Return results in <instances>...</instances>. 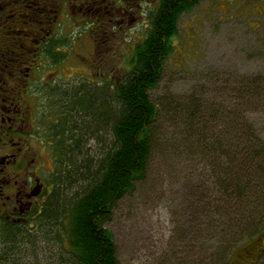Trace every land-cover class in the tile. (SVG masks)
I'll return each instance as SVG.
<instances>
[{
    "label": "trees",
    "instance_id": "obj_1",
    "mask_svg": "<svg viewBox=\"0 0 264 264\" xmlns=\"http://www.w3.org/2000/svg\"><path fill=\"white\" fill-rule=\"evenodd\" d=\"M189 9V5L176 6L172 1L152 19L144 39L133 49L129 70L120 81L107 86L111 91L101 89L104 90L103 113H99L100 88L79 90L80 97L71 100L83 113L81 118H88L81 123L84 131L97 137L109 127L111 141L93 162L88 161L75 172L76 177L68 184L73 191L61 200L58 186L68 177H57L58 186L37 227L11 229L5 253L0 254V264L10 258L17 262L27 251L41 252L42 246L51 242L58 243L55 264H119L113 237L103 223L109 219L112 206L145 177L157 141V131L152 127L158 110L150 91L156 88L164 60L171 54L177 18ZM231 92L244 100L239 105L240 110L241 106L250 102L257 104L259 100L264 105L258 78L243 77ZM84 105L86 108H82ZM70 110L77 108L71 105ZM207 111L213 112V109L209 107ZM222 111L217 110L216 120L212 116L205 117L200 103L191 100L182 111L174 109L175 118L180 119L182 113L185 117L183 130L168 134L165 130L161 139L165 157L185 150L189 153L188 159L201 157L207 165L195 173L197 180L192 185L199 186L201 194L196 206L190 201L187 203L185 237L180 252L189 251V259L185 257V261L178 264L225 262L230 240L238 239L254 226L257 212L264 203V140L256 130L247 127L245 118L241 117L243 112L237 110L224 118ZM218 121V127L225 128L214 136L212 129ZM62 131L55 133L58 136ZM63 151L72 150L57 149L59 154ZM258 222L264 225V217ZM55 226L59 229L56 233Z\"/></svg>",
    "mask_w": 264,
    "mask_h": 264
},
{
    "label": "rangeland",
    "instance_id": "obj_2",
    "mask_svg": "<svg viewBox=\"0 0 264 264\" xmlns=\"http://www.w3.org/2000/svg\"><path fill=\"white\" fill-rule=\"evenodd\" d=\"M142 37L141 30H138L105 38L99 56L105 63L102 70L81 71L77 67H69L64 71L68 76L64 86L61 82L63 75L58 77L57 99L45 105L38 103L44 110L39 116L41 130L38 132L40 138L50 144L56 185L57 177H68L58 186L60 200L73 191L68 184L76 177L75 172L88 161L93 162L111 141L109 127L105 133L100 131L97 137L84 131L81 123L88 118H81L83 113L71 100L80 97L79 90L86 92L100 88L99 113H103L104 90L101 89L123 78L129 70L132 47L140 43ZM171 43L172 51L164 60L158 84L150 91V98L158 110L152 127L157 131L152 159L145 177L134 183V189L112 206L109 219L103 223L113 237L119 264H178L189 254V251L180 254L189 208L187 203L190 201L196 206L201 189L192 184L197 180L195 173L207 165L201 157L188 159L189 153L185 150L171 157L164 156L165 146L161 144L164 131L167 130L168 134L184 128L183 113L177 119L174 109L182 111L191 100H195L202 106V115L212 116L214 120L219 116L216 113L218 109L223 110L224 118L238 110V113L243 112L241 117L245 118L247 127L256 130L264 140L262 102H250L240 110L239 105L244 100L231 92L243 77H250L258 78L264 93V0H200L189 13L179 18L177 33ZM86 56L90 57L89 54ZM82 96L85 98L84 94ZM71 105L77 110L71 111ZM209 107L213 112L207 111ZM218 125L219 121L213 126L214 136L222 127L223 130L225 128ZM56 130L63 131L57 136ZM61 148H71L72 151L57 153ZM263 204L257 212L254 226L245 230L238 239H231L225 262L216 264H227L230 257L228 264H238L240 253L249 250L256 254L262 248L259 241L264 240V225L258 220L264 217ZM57 227L54 233L59 230ZM57 244L51 242L42 246L41 252L27 251L22 257L18 253L17 262L10 258L5 264H55Z\"/></svg>",
    "mask_w": 264,
    "mask_h": 264
},
{
    "label": "flooded vegetation",
    "instance_id": "obj_3",
    "mask_svg": "<svg viewBox=\"0 0 264 264\" xmlns=\"http://www.w3.org/2000/svg\"><path fill=\"white\" fill-rule=\"evenodd\" d=\"M172 1L190 6L177 22L200 2L0 0L1 255L9 231L35 229L56 190L50 144L38 132L44 113L38 103L57 99L58 77L63 75L64 86L69 67L102 70L105 63L99 56L105 38L141 30L143 40L152 19ZM259 243L256 254L246 250L236 263L264 264V240Z\"/></svg>",
    "mask_w": 264,
    "mask_h": 264
}]
</instances>
